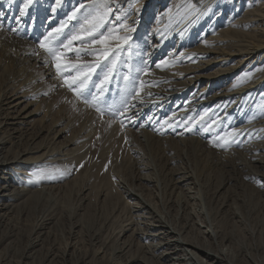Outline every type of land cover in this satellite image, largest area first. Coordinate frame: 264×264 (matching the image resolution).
Here are the masks:
<instances>
[{"label":"rangeland","instance_id":"374dc122","mask_svg":"<svg viewBox=\"0 0 264 264\" xmlns=\"http://www.w3.org/2000/svg\"><path fill=\"white\" fill-rule=\"evenodd\" d=\"M81 2L87 6L92 0H0V103L2 97H22L13 109L19 119L3 124L0 137L14 133L16 123L35 111L23 129L21 148L31 146L30 138L49 142L54 134L58 141H80L81 150L71 152L85 153L91 173L82 172L78 177L85 181L77 183L32 185L41 194L37 203L34 198L19 215L14 210L9 227L0 224V237L7 234L0 243V264H144L142 257L149 264H195L190 255L175 260L167 243L196 239L204 244L211 236L219 251L240 250L235 264H264V48L253 51L264 44V0H108L125 21L118 34L132 39L103 85L101 111L63 84L66 73L58 74L39 46L62 24L63 34L53 44L80 29L84 9L75 19L68 17ZM101 47L76 41L73 49H84L79 56L64 50V59L74 66L69 71L78 68L91 76L81 90L85 94L97 95L94 85L111 68L101 53L86 54ZM152 50L160 57L148 68ZM97 62L90 71L87 66ZM139 97L147 102H138ZM1 168L7 175L6 166ZM135 168L157 179L159 188L136 181ZM186 169L196 171L189 173L198 186L193 200L191 186L179 183ZM122 171L133 183L127 194L118 183ZM85 185L90 188L82 194ZM135 217L145 231L132 238ZM207 222L210 236L203 235ZM164 226L176 234L163 236ZM217 229L228 242H221ZM181 248L182 254L193 251L189 245Z\"/></svg>","mask_w":264,"mask_h":264},{"label":"bare ground","instance_id":"6f19581e","mask_svg":"<svg viewBox=\"0 0 264 264\" xmlns=\"http://www.w3.org/2000/svg\"><path fill=\"white\" fill-rule=\"evenodd\" d=\"M141 16V15H140ZM223 40V39H222ZM218 41V40H217ZM255 41V40H254ZM257 41V40H256ZM252 43V42H251ZM247 45V44H246ZM252 45V44H251ZM252 47H254V46H252ZM251 47V48H252ZM262 48H264V44H263V47H257V48H253V51H260V50H262ZM254 49H256V50H254ZM153 52H150L151 54L148 56V58H147V67L148 68H153V66H154V64H155V61H156V59H159L158 57H160V54L159 53H157L155 50H152ZM159 51V50H158ZM248 51V50H247ZM246 51V53H248ZM244 52V51H243ZM227 56V55H226ZM226 59V57H224L223 56V58H221V60L222 59ZM220 59V58H219ZM220 60V61H221ZM242 60V59H241ZM225 61H228L227 59L225 60ZM253 61V60H252ZM219 62V61H218ZM244 62V61H243ZM225 63V62H224ZM208 64V63H207ZM250 67V66H249ZM230 68H231V66H230ZM192 70V69H191ZM231 70V69H230ZM257 70V69H256ZM259 70V69H258ZM188 71H189V69H188ZM219 71H220V69H219ZM233 71V70H232ZM192 72H194V71H192ZM191 72V73H192ZM218 72V71H217ZM223 72V71H222ZM151 73V72H150ZM224 73V72H223ZM152 74H155V73H152ZM156 75V74H155ZM215 75V74H214ZM227 75V74H226ZM256 75H257V73H256ZM50 76V75H49ZM152 76V75H151ZM150 75H149V73L147 74V79H148V81H151V78H153V77H151ZM158 77V76H157ZM215 77H216V75H215ZM201 78V77H200ZM196 79V78H195ZM263 81H264V79H263ZM194 83V82H193ZM198 83V82H197ZM257 84V83H256ZM261 86V85H260ZM259 87V86H258ZM248 89V88H247ZM160 90V89H159ZM246 90V89H245ZM153 91V90H152ZM247 91V90H246ZM155 92V91H154ZM158 92V91H157ZM159 92H161V91H159ZM158 92V93H159ZM237 93V92H236ZM241 93V92H240ZM246 93V92H245ZM165 94V93H164ZM233 94H235V93H233ZM145 97V96H144ZM146 97H147V95H146ZM145 97V98H146ZM214 97V96H213ZM228 97V96H227ZM22 97H16V98H13L12 100H9V97L7 98H4V97H2V99H1V103H0V130H1V126L3 125V124H15L14 123V121L13 120H15V119H19V117H16V116H14L13 115V109H14V107L18 104H20L21 103V101H22V99H21ZM145 98H143V97H139L138 98V102H140V103H143V102H145L146 101V99ZM21 100V101H20ZM149 100V99H148ZM16 101H18V103H16L15 104V102ZM147 102V101H146ZM144 106V105H143ZM146 106V105H145ZM148 106V105H147ZM147 108V107H146ZM141 109V108H140ZM145 109V108H144ZM143 111V110H142ZM48 112V111H47ZM35 114H37V113H35V111H31V112H29V113H27V114H25V116L24 117H22L23 119H26L25 121H23V122H18V123H16V124H20V125H22V126H20L19 125V127L18 128H16L15 129V132L14 133H12V134H8V135H4L3 137H0V183L2 182H4V183H6L8 180H9V178H11V175L13 174V172H14V170H16V169H18V168H20L21 170L17 173V175H19V176H21L22 174H24V175H27L28 173H34V166H30L29 164L30 163H32V160H33V164H31V165H37V164H40V165H45V164H56V163H59L60 164V166L61 167H64V166H67L68 167V169L69 170H71V168H72V166L73 165H75L76 167L78 166V165H81V169H78L77 170V175L76 176H74L73 178H64V179H56V180H50V178L49 179H42V180H40V179H37V180H33V181H31L30 183H28L27 185H22V187L19 189L18 187H19V184H18V181H15L14 182V184L12 185V183L13 182H11L10 184H8V186L10 187V188H7L8 186H6V188H5V185H2L1 186V184H0V224L2 225V226H10V223H9V220H11L10 219V216H12V214L11 213H13V211L14 210H16L17 212L16 213H18V215L19 214H21L22 213V211L26 208H28V206L29 205H31V204H33L34 203V198L36 199V203H37V201L40 199V197H41V194L40 193H38V194H35V192L33 191V186L32 185H35L36 183H43L44 185L46 184V185H49V184H51V186L52 185H61V184H67V183H69V182H71V181H74V182H81V181H85L84 179L85 178H79L78 176L80 175V174H82V172H84V173H87L88 174V176H90L91 175V173H90V171H89V166H90V162L89 161H87V160H84V156H85V153H79V154H73L71 151L72 150H81V147L80 146H82V144H81V142L79 141V142H74V143H68V142H63V141H58L56 138H57V136L58 135H56V134H54V137H52L53 139H51V141H49L48 142V140H47V142H44V140L42 141H40V142H36V141H33V139H28L29 141L30 140H32V141H30L31 142V146L30 147H27V148H25V149H22L21 148V140L23 139L22 138V136H23V129H27V126H29L30 125V123H31V118H32V116H34ZM137 114V113H136ZM137 116H139V114L137 115ZM131 118V117H130ZM135 119H137V117L135 118ZM135 121H137V120H135ZM130 122H131V119H128V120H126V127H124L123 129L124 130H126V129H128L127 128V126H130ZM261 122H262V120H261ZM67 127V126H66ZM67 129V128H66ZM238 129V128H237ZM243 129H246L245 127L243 128ZM242 129V130H243ZM256 129H257V127H256ZM241 130V129H240ZM22 131V132H21ZM130 131H133V130H130ZM245 132V131H244ZM59 133V132H58ZM57 133V134H58ZM64 133V132H63ZM125 133V132H124ZM248 133V132H247ZM61 134V133H60ZM59 134V135H60ZM20 135V136H19ZM147 135V134H146ZM61 137L63 136V135H60ZM137 136V135H136ZM135 136V137H136ZM141 137H142V135H140ZM145 138V137H144ZM44 139V138H43ZM262 140V139H261ZM145 140L143 139V138H139V143H140V145H142L143 144V142H144ZM183 141H184V139H183ZM176 142V141H175ZM188 142V141H187ZM188 145H190V144H188ZM19 160V161H17V167L16 168H14V167H11V168H9V166H11V161H14L15 162V160ZM137 163V162H136ZM156 163H157V161H156ZM129 164V163H128ZM20 165V166H19ZM140 165V164H139ZM2 166H6V168L9 170V172H8V174L7 175H4V173H5V171L3 172V170H2ZM125 166V165H124ZM138 166V165H137ZM165 166V165H164ZM127 167V166H126ZM126 167H124V168H126ZM194 167H196V166H194ZM49 168V170L48 171H42L41 173H44V174H48V175H51V174H54V168H50V167H48ZM149 168H151V167H147V170H145V172H147L148 171V169ZM179 168V167H178ZM11 169H12V172H11ZM136 170H138L139 171V174H140V172H142L143 171V169H140V168H135ZM134 169V170H135ZM159 168H157V170H158ZM122 170V169H121ZM135 170V171H136ZM177 170V169H176ZM196 170V169H195ZM194 170V171H195ZM131 171H133V170H131ZM185 171H188L187 169L185 170ZM190 171H191V169H190ZM193 171V170H192ZM120 172V171H119ZM123 172V171H122ZM189 173H191V174H193V175H195V173H196V171L195 172H182V173H179L180 175H178L179 176V183H186L187 185H189V186H191L190 188H188V193H190L191 194V198H192V200H193V193L195 192V187L197 186V185H193V183L191 182L192 180H191V178H192V176L193 175H191V174H189ZM138 174V173H137ZM138 174V175H139ZM150 174V173H149ZM156 174H157V172H156ZM199 174V173H198ZM16 175V176H17ZM160 175V174H159ZM203 175V174H202ZM85 176V175H84ZM135 176V175H134ZM137 176V175H136ZM92 177V176H91ZM138 177V176H137ZM18 179V178H17ZM121 179H123L122 180V182H121ZM131 179V178H130ZM135 179H138V178H135ZM160 179V178H159ZM153 180V178L151 177H149V175L147 176V175H145V174H140L139 175V179L138 180H136V181H138L139 183H143V184H152V183H155V185L154 186H156V187H158L159 188V181L158 182H156V180H155V182H153L152 181ZM74 182H73V184H74ZM131 182V183H130ZM129 182V176H127V174H126V172L124 171L122 174H121V176H120V178H118V183L119 184H121V183H124V185H123V187L122 188H124V190L122 191V194L123 193H125V194H127L128 192V190H127V186H129V183L130 184H133L132 183V181H130ZM194 182H196V181H194ZM136 183H134V185H135ZM12 185V186H11ZM116 185H118V184H116ZM139 185V184H138ZM193 185V186H192ZM56 186V187H57ZM65 186V185H64ZM136 186V185H135ZM200 186V185H199ZM60 187V186H59ZM117 187V186H116ZM152 187V186H151ZM150 187V188H151ZM198 187V186H197ZM201 187V186H200ZM199 187V188H200ZM90 188V187H89ZM88 185H85L82 189V194L83 193H85L88 189ZM120 188V187H119ZM162 188V187H161ZM198 188V189H199ZM203 188V187H202ZM47 189H49V187L47 188ZM6 191H8V193H5ZM206 192V191H205ZM198 193V192H197ZM154 194V193H153ZM153 194H151V195H153ZM200 194V193H199ZM160 195V194H159ZM185 195V194H184ZM132 195H128V197H131ZM201 197H202V195H200ZM126 197V196H125ZM124 197V198H125ZM155 197V196H154ZM157 197V196H156ZM158 198H159V196H158ZM126 199H127V197H126ZM158 200V199H157ZM178 200L179 201H182V197L180 198V197H178ZM131 206V205H130ZM135 206H133V208H134ZM132 208V207H131ZM132 208V209H133ZM128 209H130V207L128 208ZM137 209H139L138 207H137ZM235 209V208H234ZM238 211V210H237ZM164 212V211H163ZM130 214H132V213H130ZM235 214V213H234ZM234 214H233V216H234ZM134 215V214H133ZM132 215V216H133ZM189 215V214H188ZM242 215V214H241ZM228 216V215H227ZM240 216V215H239ZM134 217V216H133ZM139 217H141V216H139ZM139 217H135V222H137V225L135 226L134 225V227L131 229L132 230V232H131V230H130V236L132 237V238H135V237H137V236H139V237H141V235H142V231L144 230V228H143V223L140 221V218ZM172 217V216H171ZM148 218V217H147ZM177 218V217H176ZM241 218V217H240ZM149 219V218H148ZM178 219V218H177ZM231 219V218H230ZM154 220V219H153ZM187 220V219H186ZM217 220V219H216ZM228 220V219H227ZM239 220V219H238ZM242 220V219H241ZM214 221V220H213ZM223 221V220H222ZM180 222V221H179ZM171 223V222H170ZM237 224H238V222H236ZM242 223V222H241ZM147 224V223H146ZM149 224V223H148ZM147 224V225H148ZM181 224V223H180ZM207 226L206 227H203L204 229H207V228H209L210 227V224H209V222H207V223H205ZM150 225H152L151 223H150ZM185 225V224H184ZM153 226V225H152ZM176 226V225H175ZM177 226H179V224L177 223ZM183 226V225H182ZM186 226V225H185ZM1 227V226H0ZM136 227V228H135ZM240 227V226H239ZM146 228V227H145ZM179 228H180V226H179ZM175 229V228H174ZM180 229H182V228H180ZM176 230V229H175ZM202 230V229H201ZM219 229H217V231H215V232H217L216 234L218 235V238H221V242L223 243V241H227L230 237H225V236H227V235H223L225 238H226V240H225V238H222L223 236H222V234L220 235V233H223V232H220V231H218ZM127 231V230H126ZM129 231V230H128ZM145 231V230H144ZM161 231H162V234H163V236L164 235H166V236H168L170 233H173V234H176V232H173V230H172V228H170L169 226H164V227H162V229H161ZM176 231H178V228H177V230ZM122 233V232H121ZM182 233V232H181ZM204 233H206L208 236H210L211 235V229H207V230H204V232H203V235H204ZM151 234V233H150ZM179 234V233H178ZM210 234V235H209ZM215 234V235H216ZM224 234V233H223ZM165 236V237H166ZM177 236V235H176ZM150 237V236H149ZM184 237V236H183ZM144 238V237H143ZM186 238V237H185ZM197 238V237H196ZM206 238V237H205ZM4 239H7V234H5V235H3L2 237H0V243L2 242V241H4ZM168 239V238H167ZM206 239H208V238H206ZM171 240V239H170ZM182 240V239H181ZM183 240H184V238H183ZM196 240V239H195ZM195 240H194V242L193 241H191V240H187V242L184 240V241H182L181 243L179 242V240H174V241H169V239H168V243H167V246H169L171 249H172V251H173V254H174V256L176 255L177 256V258H175V260H181V261H183V258H185V256L187 257L188 255H190L191 256V258H189V261H194L195 262V264H196V262H200L199 264H215V263H220V264H229L228 262H226V260L224 259V257H226L225 256V254L227 253V255H228V257H229V255L231 254V258L230 259H232L231 260V262L233 263V264H235V262L233 261L235 258H236V256L235 255H239V254H241V253H239V251L237 250V248H236V250L233 248V249H229L228 248V251L227 252H224V250H222V251H219L217 248H216V244L214 245L213 243H214V239H213V236H211L210 237V240H208V241H205V243L204 244H200V242H198V241H196V242H198V243H195ZM134 241V240H133ZM141 242V241H140ZM170 242H172V243H170ZM203 242V241H202ZM201 242V243H202ZM228 242V241H227ZM152 243V242H151ZM33 244H36V243H33ZM161 244H163V243H161ZM224 244V243H223ZM127 245V244H126ZM186 245H189L190 247H193L192 248V250L193 251H190L189 250V253H185V254H182V252L184 253V249H182L181 248V246L182 247H185ZM132 246V245H131ZM229 246H231V245H229ZM124 247H125V245H124ZM180 248L182 249V250H180ZM148 250V249H147ZM151 250V249H150ZM232 250H233V252H234V250H235V253H237V254H234V253H232ZM172 251L170 252V253H172ZM153 252V251H152ZM168 252V251H167ZM192 252V253H191ZM224 252V253H223ZM231 252V253H230ZM180 253H181V255H180ZM144 254H146V251H145V253ZM164 254V253H163ZM169 254V253H168ZM136 255V254H135ZM134 255V256H135ZM144 256H146V255H144ZM149 256V255H148ZM168 256V255H167ZM173 256V257H174ZM153 257V256H152ZM238 257V256H237ZM143 258V260H140V261H142V262H144V264H149L150 263V261H147V258H144V257H142ZM159 258H161V257H159ZM227 258V257H226ZM229 258H227V260L229 259ZM173 259V258H172ZM193 259V260H192ZM237 259V258H236ZM149 260V259H148ZM157 260V259H156ZM158 261H160V259L158 260ZM127 262V261H126ZM129 262V261H128ZM169 262V261H168ZM174 262V261H173ZM187 262V261H186ZM238 262V261H237ZM130 264H132V262H130ZM157 264V263H156ZM184 264H186L185 262H184ZM246 264V263H245Z\"/></svg>","mask_w":264,"mask_h":264},{"label":"snow or ice","instance_id":"6c2138e0","mask_svg":"<svg viewBox=\"0 0 264 264\" xmlns=\"http://www.w3.org/2000/svg\"><path fill=\"white\" fill-rule=\"evenodd\" d=\"M55 3H59L60 0H54ZM31 3V0H28ZM27 7V4L25 5ZM81 9H84L83 23L80 29L72 32L70 35H65L63 40H58L57 43L53 44L57 38L63 34V28L65 25H61L59 28L54 29L53 32H49L39 41L40 48H43L54 61V67L58 74L66 73L63 78V84L66 85L71 91H73L78 97L83 96L85 103H91L97 105V111H101L97 102L100 96L104 93L103 85L108 81L112 69L116 67L119 61L120 53L125 50V47H130L129 41L132 39L128 35H119V29L125 25V21L121 19L119 15L113 12L112 6L108 3V0H92L91 4L85 5L79 3L68 20L76 18V13ZM23 13H21L22 15ZM128 29L125 28V31ZM134 31V29H132ZM78 41L83 46L91 47L93 45H101L100 49H92L87 51L86 54L93 55L97 52L102 54V58L108 61L111 65L108 72L105 73L103 80L100 81L99 85H94L97 95H93L91 91L87 94L81 90L87 84L88 80L91 79L90 74L82 73L78 68L75 72L69 71L73 68V65L68 64L64 59V50L75 51L76 55L79 56L80 51L84 49H73V43ZM99 66V62L94 65H88L87 67L94 70L95 67ZM159 66V65H157ZM105 67H108L106 64ZM124 79H127L125 77ZM42 174V173H41Z\"/></svg>","mask_w":264,"mask_h":264}]
</instances>
